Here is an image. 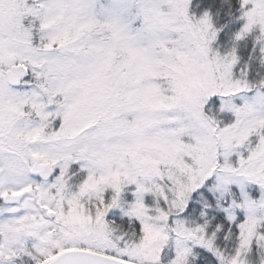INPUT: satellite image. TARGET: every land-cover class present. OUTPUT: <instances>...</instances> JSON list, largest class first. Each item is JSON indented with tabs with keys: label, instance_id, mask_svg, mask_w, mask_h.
Masks as SVG:
<instances>
[{
	"label": "snow or ice",
	"instance_id": "1",
	"mask_svg": "<svg viewBox=\"0 0 264 264\" xmlns=\"http://www.w3.org/2000/svg\"><path fill=\"white\" fill-rule=\"evenodd\" d=\"M0 264H264V0H0Z\"/></svg>",
	"mask_w": 264,
	"mask_h": 264
}]
</instances>
